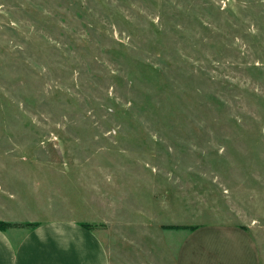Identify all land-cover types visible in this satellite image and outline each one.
<instances>
[{
    "label": "rangeland",
    "instance_id": "rangeland-1",
    "mask_svg": "<svg viewBox=\"0 0 264 264\" xmlns=\"http://www.w3.org/2000/svg\"><path fill=\"white\" fill-rule=\"evenodd\" d=\"M55 220L111 264L238 225L264 264V0H0V222Z\"/></svg>",
    "mask_w": 264,
    "mask_h": 264
},
{
    "label": "crops",
    "instance_id": "crops-1",
    "mask_svg": "<svg viewBox=\"0 0 264 264\" xmlns=\"http://www.w3.org/2000/svg\"><path fill=\"white\" fill-rule=\"evenodd\" d=\"M73 220L0 229V264H111L97 233ZM182 231V232H181ZM182 235L173 264H261L251 232L238 225H199Z\"/></svg>",
    "mask_w": 264,
    "mask_h": 264
},
{
    "label": "trees",
    "instance_id": "trees-1",
    "mask_svg": "<svg viewBox=\"0 0 264 264\" xmlns=\"http://www.w3.org/2000/svg\"><path fill=\"white\" fill-rule=\"evenodd\" d=\"M36 224H33V226H35ZM86 227L90 228L89 225L84 224ZM11 227H18V224H14V223H8V222H0V229L1 230H5L7 228H11ZM197 226H190V227H186V226H163V228H167V229H189L192 230L194 228H196Z\"/></svg>",
    "mask_w": 264,
    "mask_h": 264
}]
</instances>
